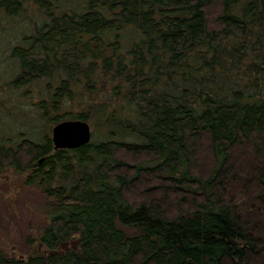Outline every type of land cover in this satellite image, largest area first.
<instances>
[{
    "label": "trees",
    "instance_id": "trees-1",
    "mask_svg": "<svg viewBox=\"0 0 264 264\" xmlns=\"http://www.w3.org/2000/svg\"><path fill=\"white\" fill-rule=\"evenodd\" d=\"M28 7L9 91L49 126L0 138V171L48 222L0 264H264V0H0V26ZM66 119L91 142L56 149Z\"/></svg>",
    "mask_w": 264,
    "mask_h": 264
},
{
    "label": "rangeland",
    "instance_id": "rangeland-1",
    "mask_svg": "<svg viewBox=\"0 0 264 264\" xmlns=\"http://www.w3.org/2000/svg\"><path fill=\"white\" fill-rule=\"evenodd\" d=\"M40 15L28 7L26 15L16 20H4L0 26V90H7L0 95V138L1 141L17 142L26 137H33L35 128L44 126V120L35 118L34 112L25 98L15 95L10 90V83L14 71H6V52L4 48L22 38L23 33L39 24ZM7 61V62H6ZM91 80L84 86L81 97L99 96L106 93L97 86V90L88 91ZM90 84V88H92ZM1 93V91H0ZM77 97V95L75 96ZM90 99V98H89ZM76 100V98H75ZM93 103L90 100L86 106H73V109H87ZM88 107V108H87ZM94 112V111H93ZM89 117V116H88ZM94 131L95 123L87 119ZM33 129V130H32ZM52 134V132H51ZM26 173H22L12 166L0 171V249L17 256H28L29 251L41 246L36 240L40 231L48 222L47 202L40 188L26 182Z\"/></svg>",
    "mask_w": 264,
    "mask_h": 264
},
{
    "label": "water",
    "instance_id": "water-1",
    "mask_svg": "<svg viewBox=\"0 0 264 264\" xmlns=\"http://www.w3.org/2000/svg\"><path fill=\"white\" fill-rule=\"evenodd\" d=\"M92 137L91 124L83 119H66L52 128V140L56 149H75L90 143ZM72 244H75V240H72ZM67 245V243L62 244L63 247Z\"/></svg>",
    "mask_w": 264,
    "mask_h": 264
}]
</instances>
